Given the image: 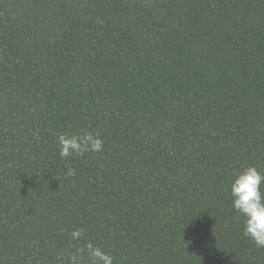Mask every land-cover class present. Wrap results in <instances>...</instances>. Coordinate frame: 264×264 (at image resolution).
I'll list each match as a JSON object with an SVG mask.
<instances>
[{
    "label": "trees",
    "instance_id": "1",
    "mask_svg": "<svg viewBox=\"0 0 264 264\" xmlns=\"http://www.w3.org/2000/svg\"><path fill=\"white\" fill-rule=\"evenodd\" d=\"M85 129L103 150L61 159ZM250 165L264 0H0V264H264L228 190Z\"/></svg>",
    "mask_w": 264,
    "mask_h": 264
},
{
    "label": "clouds",
    "instance_id": "2",
    "mask_svg": "<svg viewBox=\"0 0 264 264\" xmlns=\"http://www.w3.org/2000/svg\"><path fill=\"white\" fill-rule=\"evenodd\" d=\"M59 156L67 159L73 155L82 157L85 153H99L103 150V141L98 134L82 130L79 134L67 135L61 133L57 137ZM66 176L76 174V169L68 167ZM264 174L255 166H247L232 174L228 190L232 199V208L242 219V235L250 239L258 249L264 248ZM70 236L73 240H80L81 229H74ZM87 255L90 264H114V258L91 242L76 249L71 257L72 264H80V257Z\"/></svg>",
    "mask_w": 264,
    "mask_h": 264
}]
</instances>
